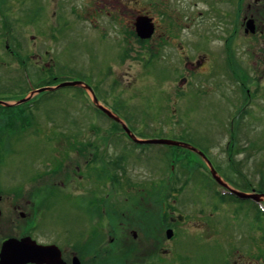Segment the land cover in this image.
Returning a JSON list of instances; mask_svg holds the SVG:
<instances>
[{"label": "rangeland", "instance_id": "rangeland-1", "mask_svg": "<svg viewBox=\"0 0 264 264\" xmlns=\"http://www.w3.org/2000/svg\"><path fill=\"white\" fill-rule=\"evenodd\" d=\"M86 1L0 0V100L15 104L29 96L32 101L25 108L0 107V193L18 198H25L28 192L56 195L52 211L59 218L56 228L64 234V229L73 230L92 216L81 207L85 201H80L79 192L106 188V183L95 178V159L90 167L95 176L89 171V182L79 179L85 172L88 144H99L98 150H104L97 139L103 130H116L117 126L93 111L92 96L83 87L47 96L32 94L56 79L89 84L99 103L119 113L138 138L184 141L221 166L218 169L231 181V188L264 194V102L258 97L251 103L245 96L234 95L237 87L229 69H224L229 68L225 59L211 57L214 67L200 71L185 66L205 49L206 43L200 40L206 22L199 16L205 6L199 0H156L153 16L168 49L160 55L163 58L152 55L151 61L142 51L121 63L102 37L108 28L106 16L97 9L93 12ZM239 53L245 56L241 50ZM238 74L244 83L247 75ZM245 85L256 91L255 84ZM247 101L252 105L244 108ZM241 108L246 116L236 118ZM116 136L103 159L110 169L112 162H121L123 168V172L113 173L114 182L110 177L106 198L111 204H118L115 190L119 188L114 184L118 180L127 177L147 186L154 178L160 181L165 176L161 169L167 168L170 175V167L175 165L177 184L183 181L185 170V194L174 191L167 199L173 212L186 217L185 226L175 225L172 240L177 248L171 264H225L226 258L236 256L235 250L246 256L248 244L252 256L264 262V215L255 205L231 199L224 202L215 196L207 169L189 167L190 162L198 161L195 154L187 153V162L175 163L168 158L169 147L136 149ZM76 150L81 151L78 158ZM77 160L82 167L78 175L73 174L76 181L71 188L77 192L76 201L69 185L63 187L62 182L77 170ZM183 164L188 167L184 169ZM129 199L132 204L124 210L150 209L154 201ZM117 204L112 207L120 209Z\"/></svg>", "mask_w": 264, "mask_h": 264}, {"label": "flooded vegetation", "instance_id": "flooded-vegetation-1", "mask_svg": "<svg viewBox=\"0 0 264 264\" xmlns=\"http://www.w3.org/2000/svg\"><path fill=\"white\" fill-rule=\"evenodd\" d=\"M87 1L92 10L97 9L106 16L108 28H105L106 32L102 37L109 42V50L118 57V61L121 59V63L142 51L152 61V55L161 58L160 55L168 49L167 40L163 38L165 34H160L159 24L153 16L156 11L157 2L154 4L156 0ZM199 1L205 6L204 10L199 12V16L206 22L200 41H204L206 45L201 56L188 64L186 62L185 66L190 70L200 71L214 67V64H210L211 57L217 58V61L225 59L229 68L224 69H229L228 72L234 80V88L237 87L234 95L245 96L249 102L251 99V103L258 97L264 102V0ZM142 17L152 21L153 34L148 38H142L137 32V22ZM216 42L219 43L218 48L214 47ZM240 50L244 52V57L240 56ZM185 55L190 58L186 47ZM167 63L169 64L166 62L165 65ZM239 71L247 75L245 82L248 85H256L254 88L256 91H252L245 82H241ZM249 72L257 75L251 76ZM183 82L186 83L185 80ZM248 101L244 108L252 105ZM102 133L97 140L103 145L104 150H98L99 144L93 145L92 142L88 144L84 162L85 172L79 179L89 182L90 173L94 171H91L90 167L95 159L97 166L94 168L97 169V175L95 176V171L93 176L97 182L106 183V188L99 186L98 191L87 188V192L78 194L81 196L80 201H85L81 207H86L89 216L90 212L92 213L87 223L83 222L79 227L74 225L73 230L64 229L62 234L61 229L56 228L59 218L52 211L51 201L58 199L56 195L52 193L48 195L44 191L37 194L28 192L25 198H18L15 194L0 193V264L4 245L10 240L24 239H31L42 247L59 250V254L54 258H45L43 264H171L169 261L173 260L177 247L172 239L167 238V231L172 229L175 232V227H180V223L185 226L186 217L176 213L177 210L173 212L167 199L174 191L177 195L185 194V170L182 174L183 181L177 184V180L174 179L175 172L169 175L166 173L167 168L161 169L165 176L160 181L154 178L147 186L132 182L127 177L123 181L118 180L114 183L119 188L115 190L118 204L115 202L111 204L106 198L110 177L114 182L113 173L123 172V168L121 162H112L110 169L107 162L103 161L110 145L107 138L117 134L124 140L130 139L122 129L103 130ZM75 153L77 158L78 154L81 156L80 150H76ZM76 162L77 170L73 171L72 175L64 177L62 182L63 187L69 185L70 191L76 181L72 176L78 175V170L82 167L78 165V160ZM175 167L172 165L171 170L174 171ZM120 176L122 177V174ZM75 188L78 189V186ZM178 188L182 191H177ZM76 196L77 192H73L72 197L77 201L79 198ZM129 196L142 200L149 199L151 202L154 200L151 203L152 208L124 210L125 206L132 204ZM155 203L161 207L162 216L158 215L159 207ZM113 204L121 208L112 207ZM247 246L246 256L237 255L239 253L235 250L236 256L226 258L225 264H264L252 256ZM238 247L235 244L234 248Z\"/></svg>", "mask_w": 264, "mask_h": 264}, {"label": "water", "instance_id": "water-1", "mask_svg": "<svg viewBox=\"0 0 264 264\" xmlns=\"http://www.w3.org/2000/svg\"><path fill=\"white\" fill-rule=\"evenodd\" d=\"M151 19H148L147 17H142L137 22V32L142 38H148L153 34V27L151 24ZM82 86L81 82H65L60 84L56 88H44L41 90H38L37 92H43V91H53L61 88L66 87H78ZM29 99H25L19 102V104L27 102ZM97 101L95 100V103ZM0 105L9 106L5 102L0 101ZM102 111L109 116L111 119L121 122V120L114 116L110 111L106 110L103 107H100ZM126 131L130 134V131L127 129V127H124ZM134 138V137H133ZM135 142L140 145H171V146H181L185 149H189L193 152L199 153L201 156L204 157V154L194 147H191L188 144L170 141V140H162V139H153V140H145V141H139L135 139ZM211 168V173L215 181L221 185L227 187L225 182L222 180V178L218 175V173L215 171V169L212 167V165L209 163ZM232 194L237 196L238 198L242 200H248L251 199L256 202H260L263 200V195L258 194H245L238 191L231 190ZM173 235L172 230H169L167 232V237L171 238ZM54 249L56 252L54 253ZM59 254V250L53 247H42L37 245L34 241L31 239H24L22 241L17 240H10L8 241L3 248L2 254H1V264H26V263H36V264H43L45 261V258H54L56 255Z\"/></svg>", "mask_w": 264, "mask_h": 264}, {"label": "trees", "instance_id": "trees-1", "mask_svg": "<svg viewBox=\"0 0 264 264\" xmlns=\"http://www.w3.org/2000/svg\"><path fill=\"white\" fill-rule=\"evenodd\" d=\"M55 83H57V80H56V79H54L53 82H51V83L48 84V85H52V84H55ZM2 109H4V108H2ZM190 163H191V164L189 165V167H193V165H196V166H197V163H195V162H193V161L190 162ZM185 167L187 168L188 165H186ZM219 169L222 170V167H219ZM228 175H229V174H228ZM250 189H251V188H250ZM259 192H261V191H259ZM256 208H257V207H256Z\"/></svg>", "mask_w": 264, "mask_h": 264}]
</instances>
